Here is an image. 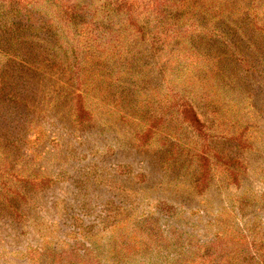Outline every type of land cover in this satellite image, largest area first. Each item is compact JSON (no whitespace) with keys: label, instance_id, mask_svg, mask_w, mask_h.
Here are the masks:
<instances>
[{"label":"trees","instance_id":"1","mask_svg":"<svg viewBox=\"0 0 264 264\" xmlns=\"http://www.w3.org/2000/svg\"><path fill=\"white\" fill-rule=\"evenodd\" d=\"M89 96L143 120L140 144L163 132L167 158L182 150L196 165L197 193L215 166L238 184L230 149H251L249 120L264 111V0H0V214L21 218L30 191L54 180L23 152L44 114L85 125ZM263 207L264 191L233 194L212 238L192 235L172 264H264V220L237 221Z\"/></svg>","mask_w":264,"mask_h":264},{"label":"rangeland","instance_id":"2","mask_svg":"<svg viewBox=\"0 0 264 264\" xmlns=\"http://www.w3.org/2000/svg\"><path fill=\"white\" fill-rule=\"evenodd\" d=\"M87 106L92 119L85 125L47 111L42 140L23 151L33 157L26 166L54 180L30 191L21 218L0 214V264H172L195 242L192 235L212 238L216 212L230 196L264 191V111L249 120L251 149H230L244 164L239 183L226 184L215 166L199 194L196 165L182 150L168 159L163 132L140 144L143 120H122L124 110L92 96ZM181 138L171 140L189 141ZM162 201L177 210L160 211ZM255 214L264 220V207L237 221Z\"/></svg>","mask_w":264,"mask_h":264}]
</instances>
